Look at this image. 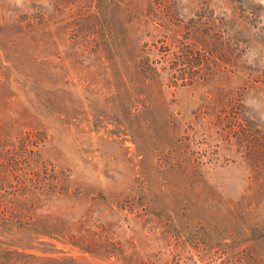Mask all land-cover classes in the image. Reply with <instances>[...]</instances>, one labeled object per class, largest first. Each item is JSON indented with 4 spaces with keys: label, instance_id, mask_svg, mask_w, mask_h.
I'll return each mask as SVG.
<instances>
[{
    "label": "rangeland",
    "instance_id": "374dc122",
    "mask_svg": "<svg viewBox=\"0 0 264 264\" xmlns=\"http://www.w3.org/2000/svg\"><path fill=\"white\" fill-rule=\"evenodd\" d=\"M0 264H264V0H0Z\"/></svg>",
    "mask_w": 264,
    "mask_h": 264
},
{
    "label": "trees",
    "instance_id": "16d2710c",
    "mask_svg": "<svg viewBox=\"0 0 264 264\" xmlns=\"http://www.w3.org/2000/svg\"><path fill=\"white\" fill-rule=\"evenodd\" d=\"M188 57H189V54L186 53V54L184 55V59L186 60L185 62L188 63V64H190L191 68L193 69V68H194L193 60L189 59ZM187 59H188V61H187ZM188 75H189V74H188ZM193 75H194V74L192 73V74H191V78H194Z\"/></svg>",
    "mask_w": 264,
    "mask_h": 264
}]
</instances>
